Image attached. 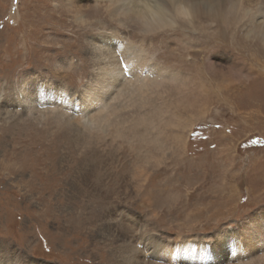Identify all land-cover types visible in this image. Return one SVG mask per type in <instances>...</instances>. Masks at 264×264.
<instances>
[{"label":"rangeland","instance_id":"1","mask_svg":"<svg viewBox=\"0 0 264 264\" xmlns=\"http://www.w3.org/2000/svg\"><path fill=\"white\" fill-rule=\"evenodd\" d=\"M110 3L0 0V264H188L144 244L227 233L245 252L226 245L215 264L260 262L245 230L264 215V0L235 5L223 27L185 19L186 31L149 35ZM117 29L182 73L151 74L126 100L116 89L117 110L97 123L60 109L34 122L8 104L10 88L35 76L80 91L92 44ZM168 46L188 48L198 70L170 62Z\"/></svg>","mask_w":264,"mask_h":264},{"label":"bare ground","instance_id":"2","mask_svg":"<svg viewBox=\"0 0 264 264\" xmlns=\"http://www.w3.org/2000/svg\"><path fill=\"white\" fill-rule=\"evenodd\" d=\"M110 2L109 12L113 17L133 18L142 26L143 34L149 35L150 32L166 31L167 28L175 32L186 31V26L183 27L187 24L185 19L193 23L194 27H196V23H202L205 20L214 21L218 27H223L224 23L236 19V16H231V19H229V15L233 14V10L229 9H233L235 5L242 6L244 4L250 7L258 0H110ZM182 34L184 33L182 32ZM107 35H102L100 39L98 37V40L92 44L91 49L94 58L93 63H91L92 66H88V68L92 67L91 69H93L91 70L92 76L80 91L70 93L65 90L63 85H54L50 80L41 81L38 79L39 76H35L37 79L25 80L23 85L10 88V93L14 96L7 101L8 104L17 108L22 106L34 122L40 121L41 116L51 110L60 109L62 114L67 112L69 114L72 111L74 116L84 118L85 123H97L107 119L105 112L109 115L113 110H117L116 105L110 101L113 98L111 95L114 94L116 89L118 90L117 94L121 98L124 97L123 100H126L130 99L128 95L130 92H133V94L136 91L143 92V88L147 85L148 76H151V74H155L157 78L166 73L176 75L182 73L176 66L156 62L148 46L143 43L141 46L137 45L132 38L128 37L131 34L126 35V33H122L120 29H117L113 30L109 36ZM153 38L155 40L157 36ZM181 48L176 52L177 50L174 47L168 46L165 51L168 60L180 63L181 68L186 65V67L188 66L197 71L199 66L197 65V67L194 62L186 59V55L190 53L187 50L188 48ZM196 53L193 52V55L197 56ZM83 71L86 73L85 70ZM133 75L135 76L133 77ZM119 87H121V91L118 89ZM2 95L0 94V100H2ZM17 108L14 113L18 112ZM57 114L55 121H60L59 118L61 119L63 116L59 112ZM74 116H72L73 119L76 118ZM137 134L141 137L142 131L138 129ZM81 138L83 137L81 136ZM89 138L92 139L91 136H88L84 140ZM87 141L90 143V140ZM92 170L96 171L98 168L94 166ZM257 219V222H254L255 220L249 221L250 223L245 230L248 233L246 237L250 250L264 248V215L259 216ZM222 236L214 244L183 242L179 245H173L168 242L160 245L149 243L144 245L148 255L154 254L153 257L161 258L163 261L168 260L172 263L180 259L183 263L188 262V264H210L212 262L215 264L224 259V253L227 251L226 245L230 247V253L233 257L242 258L241 250L242 252H245V250L241 247L237 234L235 233L232 237L228 233L224 237ZM257 261L260 262L254 264H264V257L258 256Z\"/></svg>","mask_w":264,"mask_h":264}]
</instances>
